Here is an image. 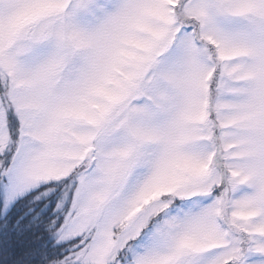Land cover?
<instances>
[{
    "label": "snow or ice",
    "instance_id": "snow-or-ice-1",
    "mask_svg": "<svg viewBox=\"0 0 264 264\" xmlns=\"http://www.w3.org/2000/svg\"><path fill=\"white\" fill-rule=\"evenodd\" d=\"M0 264H264V0H0Z\"/></svg>",
    "mask_w": 264,
    "mask_h": 264
}]
</instances>
